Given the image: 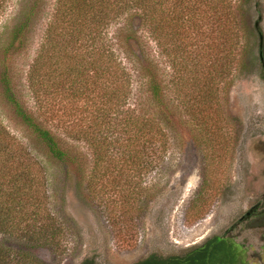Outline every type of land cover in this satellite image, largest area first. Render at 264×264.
<instances>
[{
  "label": "rangeland",
  "instance_id": "374dc122",
  "mask_svg": "<svg viewBox=\"0 0 264 264\" xmlns=\"http://www.w3.org/2000/svg\"><path fill=\"white\" fill-rule=\"evenodd\" d=\"M25 1L5 0L0 12V70L6 66L21 104L32 108L35 99L26 75L56 0H40L25 44L2 60L8 30ZM204 1L192 15L197 27L167 47L156 43L129 12L109 23L107 37L132 79L116 127L108 126L98 136L100 145H91L71 128L81 123L80 103L62 96L51 101L64 120L52 125L80 164L65 165L51 157L15 118L0 86V122L42 165L48 208L66 232L62 251L19 246L48 264H79L83 259L130 264L150 252L179 253L217 234L243 244L248 264H264V168L250 162L255 144L264 142V71L259 60L261 37L264 60V0H225L226 15L218 0L214 5ZM129 33L137 42L124 41ZM143 54L154 64L161 101L147 98L137 61ZM162 104L168 114L162 113ZM127 110L153 115L166 125L164 151L154 154L155 162L145 172L133 165L125 171L124 156L94 168V150L106 151L105 134L120 138L115 147L123 151L121 121ZM256 203L257 213L236 225Z\"/></svg>",
  "mask_w": 264,
  "mask_h": 264
},
{
  "label": "trees",
  "instance_id": "16d2710c",
  "mask_svg": "<svg viewBox=\"0 0 264 264\" xmlns=\"http://www.w3.org/2000/svg\"><path fill=\"white\" fill-rule=\"evenodd\" d=\"M203 1L56 0L44 40L26 75L27 87L35 99L32 108L21 104L6 66L0 70V86L13 115L45 145L51 157L65 165L80 164L73 148L55 131L57 126L52 125L56 120H64L57 116L51 101L62 96L72 103H80L81 123L72 124L76 126L71 128L78 138L91 145L93 142L100 145L98 136L110 127H116L120 108L130 95L132 79L107 37L109 23L129 12L132 17L140 19L156 43L167 47L182 33L188 34L197 27L192 15ZM209 1L208 4H217L216 0ZM4 2L0 0V12ZM40 4V0L25 1L8 30L2 60L25 44ZM218 4L226 15L229 3L218 0ZM130 34L124 41L132 39L137 42ZM137 61L148 100L161 101L162 88L151 57L143 54ZM161 109L164 115L170 112L164 104ZM124 113L121 121L125 134L121 139L125 143L123 151L115 147L120 138L105 134L101 139L108 138L106 151L94 150V168L106 160L114 162L124 156L125 171L129 173L133 165L140 166L145 172L152 168L154 154L161 155L164 151L162 137L167 127L162 121L153 115L140 116L128 110ZM93 116L97 118L96 123L92 121ZM110 145H113L111 149ZM42 168L0 122V264H48L19 246L20 243L64 250L66 232L48 208ZM135 195H138L137 191ZM246 258L243 244L231 236L213 234L179 253L150 252L130 264H248ZM79 264L97 263L83 259Z\"/></svg>",
  "mask_w": 264,
  "mask_h": 264
},
{
  "label": "flooded vegetation",
  "instance_id": "af4514ba",
  "mask_svg": "<svg viewBox=\"0 0 264 264\" xmlns=\"http://www.w3.org/2000/svg\"><path fill=\"white\" fill-rule=\"evenodd\" d=\"M260 43H259V60L261 61L262 68L264 71V60H263V55H262V50H261V45H262V37L260 38ZM259 142L255 144L254 146V158L250 160L251 164L255 168H264V142L263 139H259ZM263 145V146H262ZM261 200H264V194ZM257 208H258V203L252 205L243 215H241L237 222L235 223L236 225L239 224L240 222L252 217L257 213ZM264 211V209L261 210V212ZM248 212V214H246Z\"/></svg>",
  "mask_w": 264,
  "mask_h": 264
},
{
  "label": "water",
  "instance_id": "95a60500",
  "mask_svg": "<svg viewBox=\"0 0 264 264\" xmlns=\"http://www.w3.org/2000/svg\"><path fill=\"white\" fill-rule=\"evenodd\" d=\"M246 214H248V212Z\"/></svg>",
  "mask_w": 264,
  "mask_h": 264
}]
</instances>
